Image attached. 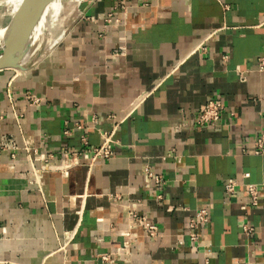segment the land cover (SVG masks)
<instances>
[{
  "label": "crops",
  "instance_id": "crops-1",
  "mask_svg": "<svg viewBox=\"0 0 264 264\" xmlns=\"http://www.w3.org/2000/svg\"><path fill=\"white\" fill-rule=\"evenodd\" d=\"M56 34L29 70L0 71V138L19 146L0 149V264H264V0L79 1ZM210 100L226 106L223 120L198 126ZM113 130V156L92 160ZM201 207L210 222L192 245ZM132 212L159 235L131 225Z\"/></svg>",
  "mask_w": 264,
  "mask_h": 264
},
{
  "label": "built area",
  "instance_id": "built-area-1",
  "mask_svg": "<svg viewBox=\"0 0 264 264\" xmlns=\"http://www.w3.org/2000/svg\"><path fill=\"white\" fill-rule=\"evenodd\" d=\"M225 8H227L224 5ZM112 14H109L111 17ZM259 69L261 71L264 70V56L260 58L259 61ZM9 97L11 98L10 92ZM24 99L33 107H37L42 102V97L39 95L32 93L30 91H26L24 93ZM226 112V106L223 102L217 100H210L206 103L202 111L200 112L198 119L196 121L198 126L202 127H215L218 126L224 117V113ZM14 118L21 125V116L16 112L13 111ZM233 116L234 113H231ZM78 129H81L79 125H77ZM69 129H64L65 135H70ZM114 130L111 132H103L102 136V143L93 149V157L92 160H95L98 157H104L109 159L113 156L114 146L116 141L113 138ZM82 141L84 144H87V137L85 135L82 136ZM256 145V153H263L264 152V133L258 135L255 139ZM24 150L31 156V153L34 152L38 154L37 149L30 148L27 144L23 147ZM0 149L2 151L5 150H15L19 149L17 141L15 137L11 134H4L0 138ZM42 159H46V155L43 153H39ZM81 153L78 151H73L71 154L68 152H64L65 158H76L80 156ZM147 175L157 187H162L167 184V179H165L162 175L153 172L150 169H147ZM239 183L237 179L230 178L227 180L225 184V193L226 196L229 198H233L237 193V188ZM248 194L250 198V204L255 207L259 204V188L256 184H248L247 186ZM161 198V196L159 197ZM131 218V225L142 224L145 228L146 234L149 237H157L159 235V228L156 224L152 222V220L147 215H140L136 212H132L130 214ZM210 209L206 207H201L195 210V213L191 219L188 221V226L186 230V234L189 238V242L192 245H195L200 240V231L201 227L208 224L210 222ZM130 225V227H131ZM246 232H251L253 229L249 227H244ZM102 260L104 261H112L110 254H103L101 255Z\"/></svg>",
  "mask_w": 264,
  "mask_h": 264
},
{
  "label": "water",
  "instance_id": "water-1",
  "mask_svg": "<svg viewBox=\"0 0 264 264\" xmlns=\"http://www.w3.org/2000/svg\"><path fill=\"white\" fill-rule=\"evenodd\" d=\"M52 1L23 0L6 33L4 48L0 53V71L18 70L25 72L39 62L40 55L30 56L32 50L31 37L29 32H26V29L28 28V24L30 27L31 24L33 25L35 18L42 17L44 10ZM60 36L61 40L63 34Z\"/></svg>",
  "mask_w": 264,
  "mask_h": 264
},
{
  "label": "bare ground",
  "instance_id": "bare-ground-1",
  "mask_svg": "<svg viewBox=\"0 0 264 264\" xmlns=\"http://www.w3.org/2000/svg\"><path fill=\"white\" fill-rule=\"evenodd\" d=\"M80 1H82L83 8H86L94 0H80ZM9 2L14 3V8L8 14L9 18L7 22L6 21L2 22V20H0V48L4 46L5 37L8 31L9 25L12 19L14 18L15 14L18 12L20 6L22 5L23 0H9ZM48 7H46V9L44 10L42 17L38 19L35 18L33 20L34 21L33 25L31 24V27H30L28 24V28L26 29V32H29V35L31 37L30 42L32 44V50H31L30 56L40 55V58L38 61H40L43 57L48 55L55 48V46L57 45V42L60 40V37H61L60 36L61 34L57 35L56 33L61 26V22H63L64 14L57 16L54 19H51V18L48 19V16H49Z\"/></svg>",
  "mask_w": 264,
  "mask_h": 264
},
{
  "label": "rangeland",
  "instance_id": "rangeland-1",
  "mask_svg": "<svg viewBox=\"0 0 264 264\" xmlns=\"http://www.w3.org/2000/svg\"><path fill=\"white\" fill-rule=\"evenodd\" d=\"M79 1L80 0H53L48 7V15H49L48 19L49 18L54 19L57 16L63 15L66 9L69 8V6L78 5ZM13 8H14V3L9 2V0H0V20H2V22L5 21L7 22L9 18L8 14L10 13L11 10H13ZM67 22H69V20L65 21L64 24ZM3 48L4 47L0 48V53L3 51Z\"/></svg>",
  "mask_w": 264,
  "mask_h": 264
}]
</instances>
